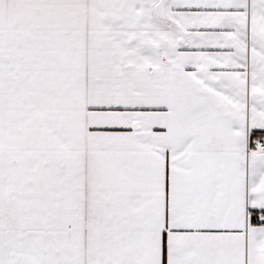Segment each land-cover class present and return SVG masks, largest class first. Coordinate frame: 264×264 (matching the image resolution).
<instances>
[{
	"label": "snow or ice",
	"instance_id": "6c2138e0",
	"mask_svg": "<svg viewBox=\"0 0 264 264\" xmlns=\"http://www.w3.org/2000/svg\"><path fill=\"white\" fill-rule=\"evenodd\" d=\"M0 264H264V0H0Z\"/></svg>",
	"mask_w": 264,
	"mask_h": 264
}]
</instances>
